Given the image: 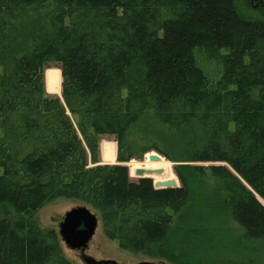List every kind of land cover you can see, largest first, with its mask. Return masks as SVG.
<instances>
[{"label":"trees","instance_id":"1","mask_svg":"<svg viewBox=\"0 0 264 264\" xmlns=\"http://www.w3.org/2000/svg\"><path fill=\"white\" fill-rule=\"evenodd\" d=\"M197 50L222 63L217 80ZM104 136L119 163H98ZM151 151L180 187L155 186L176 180L163 156L131 161ZM129 161L163 173L133 181ZM259 197L264 18L235 0H0V264H73L35 218L59 198L95 210L123 250L231 264L227 228L264 246Z\"/></svg>","mask_w":264,"mask_h":264},{"label":"rangeland","instance_id":"2","mask_svg":"<svg viewBox=\"0 0 264 264\" xmlns=\"http://www.w3.org/2000/svg\"><path fill=\"white\" fill-rule=\"evenodd\" d=\"M235 3L237 9L243 15L256 19L264 18V0H235ZM225 51L226 50H224V52ZM196 56H197L198 64L204 69V71L208 74L210 79L213 81L217 80L222 70V63L218 62L215 59H213L212 61H206V57H204V55H202V53L199 50L196 51ZM49 67L61 69L60 63L50 64L47 66V68ZM47 68L44 71V78ZM47 91L52 96H56V97L61 96L59 94H53L52 92L49 91L48 88ZM106 140L116 142V139L113 136L103 137L102 141L100 142V157H99L100 160L98 162L99 164L102 163L113 164L117 161V155L115 162L104 161L101 144ZM148 155L149 153L145 155L144 159L142 160L133 159L131 161L135 160L138 162H144L148 157ZM167 160L170 161L169 159ZM130 162L128 163V166L130 170L131 179L133 181H137L139 179V176L132 174L129 165ZM170 162H171L172 170L176 176V180H179L178 175L174 168V165L176 163L172 161ZM211 189L213 190V187H211ZM261 201L264 204L263 198H261ZM82 204H83L82 202L74 199L59 198L44 205L36 213L35 218L40 225L44 227L54 228L59 232V224L64 219L66 212ZM239 231L240 229H237L235 226V228L232 230L231 228H227L224 234L225 237H229V234H231V246L234 247V251H231L230 249V252H227L229 255V259H231V264H264V246L259 241L250 242L244 239L242 236L240 237L239 234H235L238 233ZM215 233L218 235L219 232L216 231ZM61 244L66 257L73 264H86L81 257L82 253L80 250H74L69 248L62 240H61ZM175 251L176 253L179 254V252L181 251V245H178ZM225 251H227V247ZM86 254L91 257H94L97 260L112 259V260H116L119 263H124V264H172L168 259L165 258H157V257L140 255V254H134L132 252L121 249L116 240H112L105 235L102 228L101 220L99 222V226L97 228V231L93 239L89 243V247L86 250ZM217 258L218 257L214 256V261L217 260ZM214 261L212 257L210 258L205 257L203 260H201L199 257L197 263L212 264Z\"/></svg>","mask_w":264,"mask_h":264},{"label":"water","instance_id":"3","mask_svg":"<svg viewBox=\"0 0 264 264\" xmlns=\"http://www.w3.org/2000/svg\"><path fill=\"white\" fill-rule=\"evenodd\" d=\"M59 98L62 100L64 99L62 94ZM160 157L161 154L157 151L149 153L150 160H158ZM116 163H118V161H116ZM233 172L241 178L235 170H233ZM162 173L163 169H145L141 167L136 170V175L139 176V178L149 177L153 180L154 178L151 177V175H160ZM243 182L250 188L245 180H243ZM154 184L157 188H176L181 186L180 180L174 179L158 182L154 181ZM259 199L261 200V198ZM99 222L100 217L95 210L86 204L78 205L66 212L64 219L59 224V235L69 248L81 251V257L86 264H124L112 259L97 260L86 254L89 243L97 231Z\"/></svg>","mask_w":264,"mask_h":264},{"label":"crops","instance_id":"4","mask_svg":"<svg viewBox=\"0 0 264 264\" xmlns=\"http://www.w3.org/2000/svg\"><path fill=\"white\" fill-rule=\"evenodd\" d=\"M114 137V136H113Z\"/></svg>","mask_w":264,"mask_h":264}]
</instances>
